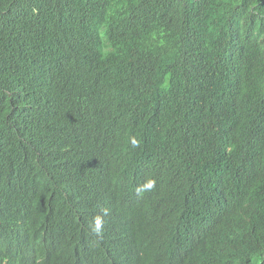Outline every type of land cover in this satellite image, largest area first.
Returning <instances> with one entry per match:
<instances>
[{"label": "trees", "instance_id": "trees-1", "mask_svg": "<svg viewBox=\"0 0 264 264\" xmlns=\"http://www.w3.org/2000/svg\"><path fill=\"white\" fill-rule=\"evenodd\" d=\"M0 264H264V0H0Z\"/></svg>", "mask_w": 264, "mask_h": 264}, {"label": "clouds", "instance_id": "clouds-1", "mask_svg": "<svg viewBox=\"0 0 264 264\" xmlns=\"http://www.w3.org/2000/svg\"><path fill=\"white\" fill-rule=\"evenodd\" d=\"M101 229H102V221H101V219L99 217H97L96 220H95V228H94V230L97 233H99Z\"/></svg>", "mask_w": 264, "mask_h": 264}]
</instances>
